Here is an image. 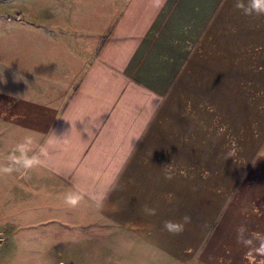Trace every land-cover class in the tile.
<instances>
[{
    "label": "crops",
    "instance_id": "obj_1",
    "mask_svg": "<svg viewBox=\"0 0 264 264\" xmlns=\"http://www.w3.org/2000/svg\"><path fill=\"white\" fill-rule=\"evenodd\" d=\"M97 1L119 2L108 17L2 28L0 131L33 136L34 167L144 245L194 264H264V14L237 0ZM226 165L248 169L230 176L224 206ZM185 215L181 234L163 228Z\"/></svg>",
    "mask_w": 264,
    "mask_h": 264
},
{
    "label": "rangeland",
    "instance_id": "obj_2",
    "mask_svg": "<svg viewBox=\"0 0 264 264\" xmlns=\"http://www.w3.org/2000/svg\"><path fill=\"white\" fill-rule=\"evenodd\" d=\"M74 1H83V7L70 5ZM118 2L0 0V31L21 23L17 19L22 21L25 16H66L76 10L85 16L87 9L90 13L94 9L96 15L108 17ZM255 136L256 141L261 137ZM23 142L13 131L11 136L0 131V264H194L144 245L131 230L97 221L93 213H86L93 208L83 199L74 208L67 205L66 197L74 193L66 184L17 162L21 158L18 145ZM261 151H256V156ZM235 169L223 166L224 206L234 195L227 187L230 176L238 173L242 181L248 167L239 166L238 172Z\"/></svg>",
    "mask_w": 264,
    "mask_h": 264
},
{
    "label": "clouds",
    "instance_id": "obj_3",
    "mask_svg": "<svg viewBox=\"0 0 264 264\" xmlns=\"http://www.w3.org/2000/svg\"><path fill=\"white\" fill-rule=\"evenodd\" d=\"M160 5L162 6L164 3V0H159ZM236 7L238 9H241L245 15H251L253 12L256 14H264V0H249L248 5L246 6L243 2V0H237ZM139 140V138H137ZM48 145H51L53 143L52 139H49L47 141ZM36 146V142L34 140L33 136H26L24 138V142L20 145H18V151L21 153V158L17 160L18 163H22V165L25 168H32L35 165H38L41 163V161L38 159L37 156L33 155L29 157L27 153L32 150L33 147ZM39 151L41 153L46 152V148L43 146L40 147ZM234 153L229 152L228 156L231 157ZM5 172L10 171V169H4ZM167 179H171V176L166 177ZM82 200V196L78 193L68 195L66 197V203L70 207H76L79 202ZM145 213L147 215H155L156 209L155 208H145ZM191 222L190 216H183L181 221H165L163 224V228L173 235H179L181 234L185 226Z\"/></svg>",
    "mask_w": 264,
    "mask_h": 264
}]
</instances>
